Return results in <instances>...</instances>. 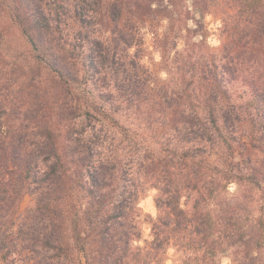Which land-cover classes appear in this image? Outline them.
<instances>
[{"label": "trees", "instance_id": "trees-1", "mask_svg": "<svg viewBox=\"0 0 264 264\" xmlns=\"http://www.w3.org/2000/svg\"><path fill=\"white\" fill-rule=\"evenodd\" d=\"M209 14L218 50L175 36L161 80L147 34L192 39ZM223 246L264 264V0H0V263L219 264Z\"/></svg>", "mask_w": 264, "mask_h": 264}, {"label": "rangeland", "instance_id": "rangeland-1", "mask_svg": "<svg viewBox=\"0 0 264 264\" xmlns=\"http://www.w3.org/2000/svg\"><path fill=\"white\" fill-rule=\"evenodd\" d=\"M172 23H173V14ZM205 28L203 30L199 29L197 25L191 21L188 22L186 27H190L191 31H197L198 35L194 36L192 39L187 36V33L184 29H175L173 32V25L171 30H161L160 34L157 36L152 33H148L146 36V49H145V58L150 61V67L156 71L157 75L162 79L167 78V75L170 79L173 80V69L177 66V62L173 63V42L174 37L177 36L178 46L176 49L183 47L181 42L190 43L194 40H200L201 35L205 38V45L208 46L209 51H217L219 46L223 41V37L220 35L218 20L212 14H209L205 18ZM4 35L2 38L4 54L7 56L20 55L26 49V43L20 33V31L15 26H9L6 24ZM162 41H159V40ZM183 40V41H182ZM205 49V48H204ZM204 51H207L206 49ZM164 57V58H163ZM230 190H234V186H230ZM155 194L154 189L148 190L140 199V207L144 213H148L152 217H155L157 214L156 203H155ZM227 200L219 201L223 206H226ZM30 202V197L26 196L22 203V208H25ZM218 202V203H219ZM216 203L210 205V209H213ZM219 208H216L218 211ZM215 211V212H216ZM151 224H144V235L147 234ZM234 247H225L221 249H215V261L219 264H231V256L233 254ZM211 252H207L209 255ZM168 260L167 264H190L191 260L186 256L185 251L182 248H170L167 254ZM1 264V263H0Z\"/></svg>", "mask_w": 264, "mask_h": 264}]
</instances>
